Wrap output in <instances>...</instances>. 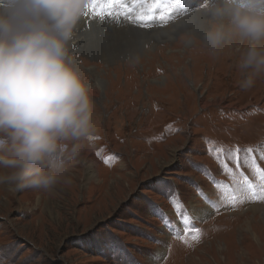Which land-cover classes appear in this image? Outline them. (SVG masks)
<instances>
[{
	"label": "rangeland",
	"instance_id": "1",
	"mask_svg": "<svg viewBox=\"0 0 264 264\" xmlns=\"http://www.w3.org/2000/svg\"><path fill=\"white\" fill-rule=\"evenodd\" d=\"M5 4L0 15L16 29L46 20ZM124 4L127 14L115 8L106 27L89 26L101 17L91 13L78 20L87 43L100 38L89 50L68 41L85 83L93 71L105 79L90 93L96 131L54 190L0 185V264H264V219L250 210L264 206V75L242 89L234 49L213 52L190 30L166 40L130 31L162 34L190 15L206 19L208 0ZM149 7L152 19H137ZM117 37L121 52L110 54Z\"/></svg>",
	"mask_w": 264,
	"mask_h": 264
},
{
	"label": "clouds",
	"instance_id": "2",
	"mask_svg": "<svg viewBox=\"0 0 264 264\" xmlns=\"http://www.w3.org/2000/svg\"><path fill=\"white\" fill-rule=\"evenodd\" d=\"M46 20L14 28L0 15V185L52 191L95 134L90 86L68 41L89 0H18ZM203 43L239 53V86L264 75V0H208Z\"/></svg>",
	"mask_w": 264,
	"mask_h": 264
},
{
	"label": "bare ground",
	"instance_id": "3",
	"mask_svg": "<svg viewBox=\"0 0 264 264\" xmlns=\"http://www.w3.org/2000/svg\"><path fill=\"white\" fill-rule=\"evenodd\" d=\"M124 1H126V0H122V7L120 6V5H117L116 6V9H117V11H119V9H118V7H120L121 9H122V11H123V13H125V14H127V8L125 7V4H124ZM130 2V1H129ZM138 2V1H137ZM5 3H11V4H13L14 6H17V7H19V8H21L23 11H25V12H29V10H27L26 8H25V6L22 4V3H19L18 2V0H0V6H2V5H6ZM138 5V4H137ZM147 7V6H146ZM163 8V7H162ZM26 14V13H25ZM90 13H85L84 14V16H88ZM2 15V14H1ZM9 15V14H8ZM42 13H41V17H42ZM22 16V15H21ZM20 18V17H19ZM34 19V18H33ZM111 19V17H108V16H103V17H100V19H96V20H92V21H90V23H89V26H93V28L94 29H96V27H106L105 25H102L101 23H103L105 20H110ZM128 19V18H127ZM119 20H123V19H121V18H119ZM182 20V19H181ZM19 21V20H18ZM31 22V21H30ZM116 22V21H115ZM112 23H114V22H112ZM24 24H25V21H24ZM107 26L109 25V24H111V23H109V22H106L105 23ZM122 25V27H119V26H121ZM128 25V23H126V22H122V24H118V26L116 27V29L117 28H119V29H124L126 26ZM165 25V24H164ZM205 15L203 14V13H197V14H193V15H190L189 17H185L182 21H179L178 23H177V25H174V26H172L171 27V29H167V31H163L164 33H153L152 31H150V30H147V31H142V30H137V29H135V28H132L131 29V27H130V31H133L135 34H136V36H138L139 38H140V36H144V37H154L155 38V40L156 39H159V40H161V39H171V38H173V35H175L177 32H180V31H188V30H190V31H193V32H195V35L196 36H198V37H200V35H202V32H203V30H204V28H205ZM19 27V26H18ZM21 28H22V26H21ZM82 28H83V23L81 22H77V24L75 25V27H74V30H73V36H72V38L70 39V41H72V43L70 42V46H73V47H75V46H79L80 47V49L82 48V49H84V48H88V50L89 49H91V48H94L95 46H96V44H98V42H99V35L98 36H95L94 38H93V42H90V43H87L88 42V39H87V37H86V35H88V34H86V33H84L83 31L81 32V30H82ZM99 29V28H98ZM109 29V28H108ZM107 29V30H108ZM139 29V28H138ZM143 29H144V27H143ZM84 30V29H83ZM129 30V29H128ZM85 31V30H84ZM97 31V30H96ZM149 31V32H148ZM150 32H152L151 33V35H150ZM110 34V33H109ZM134 34V35H135ZM95 35V34H94ZM97 35V34H96ZM125 35V34H124ZM119 36V35H118ZM192 36H194V34L192 35ZM192 36L189 38V39H191V41H192ZM124 37V36H123ZM176 37V36H175ZM104 38V37H103ZM126 38V37H125ZM129 39V38H128ZM123 41H124V43L126 44V49H130L131 48V44L126 40V39H122ZM154 40V39H153ZM152 40V41H153ZM147 41H148V38H147ZM82 42V43H81ZM114 42V41H113ZM116 42L117 43H115V44H112L113 45V49H111L110 51H108L110 54H113V53H115V55L116 54H118V52H121V46H120V44H121V41H119L118 42V37H117V39H116ZM146 42V41H145ZM144 42V43H145ZM69 43V42H68ZM148 43V42H147ZM187 43V42H186ZM74 44V45H73ZM118 44V45H117ZM142 44V43H141ZM107 47V46H106ZM118 48H120V51H117L116 52V50H118ZM135 48H136V52L139 50V52H142L141 51V47H140V42L136 39V41H135ZM102 49V48H101ZM87 50V49H86ZM95 50V49H94ZM123 50H124V48H123ZM143 51H144V49H143ZM86 52V51H85ZM104 52V51H103ZM70 53V52H69ZM72 53H73V51H72ZM126 53V52H125ZM95 55V54H94ZM121 55V54H120ZM140 55V54H139ZM90 56V55H89ZM122 56V55H121ZM96 57V56H95ZM124 57V56H123ZM89 59V58H88ZM87 59V60H88ZM128 60V59H127ZM132 60V59H131ZM115 61V60H114ZM130 61V60H129ZM123 62V61H122ZM104 65H106V64H104ZM91 66V65H90ZM105 67V66H104ZM88 70V69H87ZM91 70V69H90ZM101 72V71H100ZM106 72V71H105ZM104 72V73H105ZM93 73H94V76H95V78H94V82H93V84H92V86H90V93L91 94H97L98 92H100V89L102 88V86L104 85V83H105V79L103 78V77H101L100 76V74L99 73H97V72H95V71H93ZM105 75V74H104ZM103 76V75H102ZM160 81V80H159ZM94 85V86H93ZM201 106H206V104L205 105H203V104H201ZM96 165H97V163H96V161L94 160V159H92V160H90L89 162L88 161H86L85 162V164H84V169H85V172L86 173H88V174H91V173H95V167H96ZM83 166V165H82ZM193 205V204H192ZM193 207H195V206H193ZM205 208V209H204ZM204 211H208V210H210V208L209 207H207V206H204ZM250 210H252V212H259L260 213V215H261V217H262V219H264V206L263 207H252ZM195 213V216H199V215H202V214H199V213H201L199 210H195L194 211Z\"/></svg>",
	"mask_w": 264,
	"mask_h": 264
},
{
	"label": "snow or ice",
	"instance_id": "4",
	"mask_svg": "<svg viewBox=\"0 0 264 264\" xmlns=\"http://www.w3.org/2000/svg\"><path fill=\"white\" fill-rule=\"evenodd\" d=\"M140 2L143 3L144 0H140ZM117 5H120L122 7L123 6L122 0H89L86 13H91L92 15H98L101 17L103 16L112 17L113 10L116 8ZM152 12H153V9L149 7L145 10V13L139 16L137 19L139 20L152 19V15H150ZM168 12H171V9H168ZM159 19L164 20L165 13L163 12L160 13ZM236 151L239 152V149H237ZM245 151L251 152L252 149H246ZM115 159H116V156L112 155L110 157H105L104 162L107 164H111V162L114 161ZM222 167L227 168V165L225 164ZM261 171H264V170H261ZM262 178H264V176H262ZM197 191L202 196L204 195L201 190L197 189ZM170 202H173V210L179 214L183 206H182V202L178 201V195H176L175 199L173 197H170ZM164 224L167 226L168 221L164 220Z\"/></svg>",
	"mask_w": 264,
	"mask_h": 264
}]
</instances>
